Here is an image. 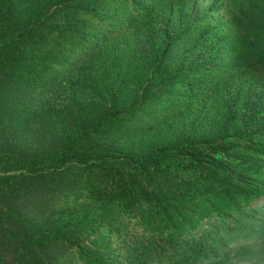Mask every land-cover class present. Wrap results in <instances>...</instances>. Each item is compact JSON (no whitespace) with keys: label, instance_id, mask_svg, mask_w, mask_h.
<instances>
[{"label":"trees","instance_id":"trees-1","mask_svg":"<svg viewBox=\"0 0 264 264\" xmlns=\"http://www.w3.org/2000/svg\"><path fill=\"white\" fill-rule=\"evenodd\" d=\"M189 2L0 0V264H204L257 210L264 0Z\"/></svg>","mask_w":264,"mask_h":264},{"label":"rangeland","instance_id":"rangeland-1","mask_svg":"<svg viewBox=\"0 0 264 264\" xmlns=\"http://www.w3.org/2000/svg\"><path fill=\"white\" fill-rule=\"evenodd\" d=\"M210 0H196L200 10L206 7ZM191 11L194 9L190 0ZM225 19L222 9L217 10L214 22ZM59 88L53 92H47L46 101L52 100L59 94ZM198 133L203 136H218L219 128L216 125H204L197 128ZM255 210L242 218V223L229 232L220 230L214 235V245L217 247L215 252L208 254L204 259V264H264V198L259 200L254 206ZM67 264H78L70 256L66 259Z\"/></svg>","mask_w":264,"mask_h":264}]
</instances>
